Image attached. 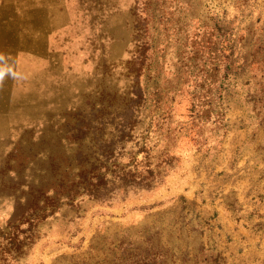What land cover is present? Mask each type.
<instances>
[{
  "label": "rangeland",
  "instance_id": "rangeland-1",
  "mask_svg": "<svg viewBox=\"0 0 264 264\" xmlns=\"http://www.w3.org/2000/svg\"><path fill=\"white\" fill-rule=\"evenodd\" d=\"M0 264H264V0H0Z\"/></svg>",
  "mask_w": 264,
  "mask_h": 264
},
{
  "label": "clouds",
  "instance_id": "clouds-1",
  "mask_svg": "<svg viewBox=\"0 0 264 264\" xmlns=\"http://www.w3.org/2000/svg\"><path fill=\"white\" fill-rule=\"evenodd\" d=\"M3 60L4 57L0 56V62H2ZM7 73H9V70L5 67L0 66V80H2Z\"/></svg>",
  "mask_w": 264,
  "mask_h": 264
}]
</instances>
